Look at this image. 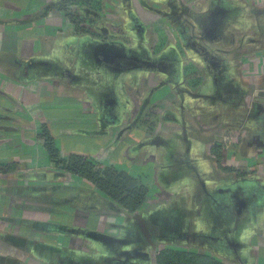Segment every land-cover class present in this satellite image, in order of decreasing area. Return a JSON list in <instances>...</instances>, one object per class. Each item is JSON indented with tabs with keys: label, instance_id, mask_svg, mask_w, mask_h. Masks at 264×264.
<instances>
[{
	"label": "crops",
	"instance_id": "1",
	"mask_svg": "<svg viewBox=\"0 0 264 264\" xmlns=\"http://www.w3.org/2000/svg\"><path fill=\"white\" fill-rule=\"evenodd\" d=\"M2 1L3 3L10 2L9 0ZM237 1L233 0L232 2L236 4ZM241 1L250 9L256 11L260 17H263L260 26H264V0ZM14 3L19 2L15 1ZM6 7L18 13L23 12V7ZM32 11L34 10L32 9ZM220 12L221 10H218L215 13ZM38 20H30L29 24L26 21L28 25L23 27V16L20 14L14 17L12 15L10 20L0 19V89L7 92V96H12L14 99H18L21 104L23 103V109L38 106L41 102L44 106L52 105L51 102L48 103L44 100L45 97H48L46 95L32 96L29 100H25L23 97L24 91L30 95L35 93L31 88L32 86L30 83H23L22 79L17 76L18 74L21 76V69L18 73L19 69L9 68L5 64L7 60L11 59L22 61L23 55H26L25 52H31L32 54L33 47H41L43 43L41 37L44 36L46 30ZM211 24V27L207 29L209 32L207 37L210 38V42L214 43L221 38V35L215 29L218 24L214 19H212ZM263 35L259 36L260 38L250 37L245 45L246 48L240 53H235L231 58H225L221 53H212L211 60H207L212 69L211 73H213V70L226 68L227 73H223L224 77L227 74L228 80L226 84H223L224 82L222 83L219 79L218 82L212 79L211 94L205 93L208 91V85L204 83L205 76L194 79L192 83L190 79L189 84L191 87L198 89L201 87L196 93L193 88L192 92L183 89L182 84L187 86L183 78L174 81L168 78L170 73L168 70L163 72L159 70L160 73L158 74H161V77L158 78V81H156L154 75L150 76V79L154 81L153 83H149L148 80L146 81L143 78L144 73L138 77L136 88H148L146 98L150 96L148 98L152 102L149 103V107H152L155 111L157 110L150 120L158 124L157 132L172 129L173 125L169 124L176 119L179 120L180 128L183 131L181 123H186V101L189 96L194 102L201 99V101L210 99L213 108L219 107L218 104H213V102H218L217 96L223 93L226 89L225 86H229L232 90L233 88L237 89L238 98L247 99L246 106L250 107L251 94L259 87L264 89ZM13 44H15V50H13ZM162 57L166 59L167 55L165 54ZM218 60H221V65L216 69L214 67H216V63L219 64ZM175 62L177 61L174 60L173 65H176ZM197 67L200 70V67ZM132 70L129 68L122 71L123 75H129ZM174 70L176 72L177 67ZM133 72L135 73V70ZM152 72L156 71L152 70ZM44 82V80L36 81L34 87H43ZM179 87L182 88L179 89ZM57 88L52 96V101L57 103L59 108L67 110L61 111L59 117L51 116L52 119L45 118L46 120L40 118L39 122L41 126L44 124L49 125L47 126L51 130L57 145H59L58 149L62 156L66 157L72 154L88 155L91 159H98V161L99 158L107 156L110 162H115L109 165L114 166L119 171H127L132 176L143 180V184L149 189L147 202L151 194L158 197L157 200L154 197L152 204L155 206L154 209H157L162 201L167 203L172 200L173 204L175 200L173 197L177 193L174 194L173 191H169V186L172 187L173 180L176 178H169V181L167 179V184L161 182V173L159 172L161 170H156V166L161 163V159L158 158L155 147L152 151L147 152L146 161L143 162L141 171L148 172L145 180L143 179L144 172L136 176L128 169L117 168V164H119L117 163L118 157L127 156L129 153L132 154V157L135 155L136 150L133 148L129 149V153L125 151V146L131 143L120 138H116L118 140L116 144H113L114 141H109V143L103 136L107 132L94 133V128L99 123H114L117 126L122 123L123 116L120 115L119 109L123 103L120 99L116 98L115 100V107H117L115 119L109 121L104 118L105 116H102L103 118L100 117V120L94 121L96 107L93 103L97 102L85 93L89 90L84 84L58 85ZM133 90L136 89L133 88ZM174 92L177 96H180V104L177 105L176 103V107L173 104H168L171 101L170 98L174 97L172 96ZM150 93L152 95H149ZM135 99L134 97L131 98L132 101ZM142 100L143 98H140L138 103ZM7 102L9 106L6 104ZM257 103L258 106L262 105V103ZM1 104V106L10 107L14 103L5 100ZM202 104L203 102L200 105ZM142 107L143 105L140 109ZM98 108L102 110V105ZM0 112L4 113L5 111L1 110ZM235 112L242 113L234 115ZM139 113L138 111L136 115ZM219 113L222 114V112H217L216 115ZM233 113L234 116L239 115L236 120H233L236 117L231 115L234 122H241L244 115H246L244 110H234ZM134 114V112L130 113L128 124L134 121L136 117ZM221 114L211 116L206 120H200L199 128L196 130L194 137H190L196 142H192L191 145L187 142L183 153L175 152L172 155L169 153L170 157L174 156L173 162L177 169L173 168L177 170L175 175L177 180L184 170L190 169L197 174V181L201 188L200 194L198 195L197 192L193 191L191 198L186 191H184V195L181 194L183 196L181 200L185 204L192 201L197 202V212L179 213L173 218L158 215V218L165 222L163 235L153 232L150 244L152 249L148 251L145 260L141 259L139 261L129 260L133 254L143 256L139 249H134V246L128 247V250L123 249L124 241L121 235L123 234L124 226L122 227V225L124 224L118 218L129 219L131 217L124 216L119 205L91 185H87L84 180L59 170L50 161L39 136L40 132L35 134L22 130L14 132L0 131V264H123V262L158 264L159 255L162 251L167 250L175 253L205 255L210 258V264H264V139L257 145L252 143L250 145L252 147L246 146L243 151L241 147L242 145L245 146L247 137L242 135V131L238 128H230L232 121L229 124L222 121V119L220 120ZM3 120L5 119H0V126L1 124L15 125L11 120L6 122H3ZM17 120H20L21 124H32L34 119L23 114L17 116ZM39 122L37 119L34 121V123ZM248 122L251 123L250 120ZM53 123L54 125L57 123L58 126H63L62 128L69 125L71 131L66 130L55 135ZM225 124L230 126H225ZM99 129L101 130V127ZM227 137H231L229 142L226 141ZM175 138L183 143L181 140L185 139V135ZM70 142H72L71 146L69 145ZM96 142L99 143V149L95 146ZM233 142H239L240 144L233 148L230 146V143ZM160 145H162L161 148H163L164 153L171 147L170 143L167 144V141ZM221 145L225 146L226 150L225 158L222 159L219 165L212 148ZM84 146H88L89 149H86V147L81 149ZM200 154L205 156L203 159L210 158L211 162L216 165V167L213 166L211 178H209V175L205 176L206 171L203 169L202 163L199 164L198 162ZM94 159L92 160L95 161ZM122 164L118 167H121ZM8 167L12 169L7 170ZM224 168H230L233 171L228 172ZM206 177L207 179L204 180ZM76 183L80 184L81 189L75 187ZM76 191H81V194L87 196H85V199L88 200L87 202L91 205V208L86 212H77L76 200L72 196ZM92 197L94 201H92ZM59 198L66 199V203L56 205ZM42 199H46V202H43L47 203L48 209L44 205L41 206L42 208H28L26 205L27 202L33 203ZM97 200L109 206L106 209H99L95 206ZM108 207H111L112 210L114 207L115 211L112 212L111 210L112 213L107 212ZM82 213L85 214V221L77 223V216ZM128 226L129 224L126 227ZM97 250L103 252L106 257L104 261L101 262L100 259L93 256V253Z\"/></svg>",
	"mask_w": 264,
	"mask_h": 264
},
{
	"label": "rangeland",
	"instance_id": "2",
	"mask_svg": "<svg viewBox=\"0 0 264 264\" xmlns=\"http://www.w3.org/2000/svg\"><path fill=\"white\" fill-rule=\"evenodd\" d=\"M9 1L12 3L7 1L6 4L1 0L0 7L3 10H0V19L10 20L12 15L14 17L20 14L23 16V27L27 26L30 20L34 21L35 19H39L40 25H44L46 31H44V36L41 37L43 41L41 47H33L32 54L30 50V53L24 51L26 55H23L22 61L11 59L7 60L5 64L9 68L19 69L18 73L21 69L22 77L18 73L17 76L22 79L23 83L27 82L32 86L31 88H33L35 93L30 95L24 91L23 97L25 100H29L32 96L38 97L46 95L48 97H45L44 100L48 101V103L51 102L52 105L44 106L41 102L38 106L23 109V103L21 104L18 99L16 100L12 96H7V92L0 89V111H5L4 113L0 112V119H5L3 122L11 120L15 124H1L0 131L14 132L22 130L27 133H41L42 126L39 122L41 120L40 118L52 119L51 116L59 117L61 111L67 110L65 108H59L57 103L52 101V96L58 89V85L64 86L72 83L84 84L89 90L85 93L91 96L93 101L97 102L93 103L96 107L94 121L100 120L102 116H105L104 118L109 121L115 119V116H117L115 100L116 98L118 100L120 99L121 103H123L119 109L120 115L123 116V119H121L123 120L122 123H119L118 126L114 123H99L94 128V133L101 131L107 132L103 134L107 142L114 141L113 144H116L118 143L116 138H120L125 142L131 143L125 146L126 153H129L128 151L131 148L136 150L133 157L130 153L128 154L129 156L124 155L118 157V162H116L119 164L117 165H121L122 162L123 164L121 167L117 166V168L128 169V171L138 176L144 172L141 170L143 169V162L145 163L146 161L145 156L147 152L152 151L153 147H155L158 158L161 159V163L156 166V170H161L159 171L161 173V182L167 184V179L169 181V178H176L173 180L172 187L169 186V191H173L174 194L177 193L173 197L175 198L173 204L172 200L167 203L162 201L158 208L154 209L155 206L152 204L155 196L151 194L143 210L135 214H128L122 209L123 215L131 218H118L124 224L122 227H125H123V234L121 235L124 241L123 249L128 250V247L131 248L134 246V249H139L140 253L143 254V256L133 254L131 258L129 257V260H145L148 256V251L152 249L150 248V244L153 232L156 234L159 233L161 236L164 232L165 222L161 218H158V215L173 218L179 213L197 212V202L194 203L192 201L185 204L181 200V197H183L181 194L184 195V191L188 192L190 198L193 191L197 192L198 195L200 194L201 188L197 181V174L190 169L184 170V175L182 174L177 180V177H175L177 174L175 168L177 169V167H175V163L173 162L174 156L170 157V154L172 155L175 152L183 153L187 142L190 145L192 142H196L190 137H194L196 130L199 128L198 124L200 120H206V118H211V116H219L221 113L216 115L217 112H222L220 120L222 119L225 123L230 124L233 118L231 115L234 114V110L245 111L246 115H244V119L241 122L232 121L230 127L238 128V130L242 131V135L247 137L245 146L242 145L241 147L243 151L246 146L252 147L250 146L252 143L257 145L263 141L264 89L259 87L254 91L255 93L253 92L251 94L250 107L246 106L247 99H239L237 89L233 88L232 90L229 86H225L226 89L223 93L217 96L218 102H213V104L219 105V107L214 106L217 108L211 106L210 99L204 101H201V99L198 102H194L189 96L186 101V123H181L183 131L180 128L179 120L176 119L177 121L174 120L169 124L171 126L173 125L172 129H167V131L163 132L161 130L158 133L156 129L158 128V124L150 121L157 110L155 111L152 107H149V103L152 102L148 98L150 96L146 98L148 88H136L139 80L138 77L144 73L143 78L146 81L148 80L149 83H153L154 81L150 79V76L154 75V78L156 77L155 79L158 81V78L161 77V74H158L160 73L159 70L161 72L168 70L170 72L169 77L167 76L168 78L172 81L183 78L184 83L187 84V86H183L182 84L183 89L192 92L193 88L196 93L201 87L200 89L191 87L189 84L190 79L192 83L194 79L196 80V78H203L205 76L204 83L208 85V91L205 93L211 94V86H213L212 79H215L216 82L219 79L222 83L224 82L223 84H226L228 77L227 74L224 77L223 73H227L226 68L213 70V73H211L212 69L207 60H211L212 53H221L225 58H231L233 57L232 55L240 53L246 48L245 45L250 37H261L264 34V26H260L263 17H260L256 11L244 5V2H240V0L236 4L232 2L233 0ZM15 1L19 3L15 4ZM5 5L9 7H23V12L18 13L13 9L7 8ZM60 5L65 9H59ZM67 10L68 12H65ZM218 10H221L224 14L216 21L217 18H212V15ZM31 11L32 14L30 13ZM69 14L73 18H70ZM212 19L217 22L218 25L215 29L221 35V38L214 43L209 41L210 38L207 37L209 34L206 33L208 31L207 29L212 25L210 21ZM98 43H103L100 45L108 44L100 48ZM257 44L259 45V43ZM14 47L15 44H13V50H15ZM165 54L168 58L166 62L160 61ZM118 59L128 62L125 68H131L135 70V73L133 72V74L132 70L129 75H123V72L120 74L118 71L120 66L116 69L114 68ZM174 60L177 61L175 62L176 65H173ZM158 64H160L159 67L157 66ZM220 65L221 60L219 64L216 63V67L214 68L217 69ZM196 66H199L200 70ZM176 67L177 73L174 70ZM148 70L151 72H146ZM152 70L156 72H152ZM209 73L211 74L209 75ZM41 80L45 81V85L43 87H34L35 82ZM182 87H179V89ZM133 88L136 90H133ZM185 94L187 95V92ZM149 95H152V93ZM172 96L174 97L170 98L171 101L168 104H173L176 107V103L177 105L180 104V96H177L175 92L174 94L172 93ZM132 97L136 99L132 101ZM140 98H143V100L138 103ZM4 99L6 101H12L14 104L8 107L7 102L6 104L8 106H1V103L5 102ZM202 102L203 104L200 105ZM257 102L262 103V105L258 106ZM100 105H102V110L98 108ZM142 105L143 107L140 109ZM138 111L140 113L136 115ZM36 112H38V116ZM133 112L136 117L132 123L128 124L129 115ZM238 113L240 115L242 112H235L234 115ZM23 114L34 119L32 124H21L20 120H17V116ZM239 115L234 116L236 118H233V120L238 119ZM35 119L39 123H34ZM248 120L251 123H247ZM227 125L225 124V126ZM52 126H55L53 128L55 135H58V132L60 134V132H65L66 130L71 131L69 125H64L65 127L62 128L63 126H58L57 123L54 125L53 123ZM100 127L101 130L99 129ZM182 135H185V139H182L181 141L183 143H180L175 137ZM166 141L167 144L170 143L171 147L164 153L163 148H161L162 145L160 144ZM71 144L72 142L69 145L71 146ZM95 144L96 148L99 149V143L96 142ZM57 147L59 148V145ZM85 147L89 149L88 146H84L81 149H85ZM91 151L94 152L93 150ZM86 156L90 158V156ZM199 157L198 162L199 164L202 163L203 169L206 171V173L204 172L205 176L209 175V178H211L213 166L216 167V165L211 162L210 158L203 159L205 157L203 154H200ZM94 160L103 165H112L115 163L110 162L107 156L99 158V161L98 159ZM143 175V179L146 180L145 177L148 175V172H144ZM206 179L207 177L204 180ZM141 182L143 183V180ZM75 185L76 188L81 189L80 184L76 183ZM72 196L76 200L77 212H86V210L91 208V205L87 202L88 200L85 199L86 195L81 194V191H76ZM165 198L167 199V197ZM91 199L94 201L93 197ZM157 199L158 197H155V200ZM45 200L42 199L41 201L39 200L33 203L27 202L26 205L28 208H39L44 205L48 209ZM59 200L56 205L66 203V199L59 198ZM95 206L99 209H106L109 205L97 200ZM111 210V207L107 208V212L110 213L115 211V208L113 207L112 212ZM84 215L82 213L77 216V223L85 221ZM127 224H129L128 227H126ZM93 256L96 259H100L101 262L106 258L103 252H99V250L95 251ZM144 256L145 258L143 259Z\"/></svg>",
	"mask_w": 264,
	"mask_h": 264
},
{
	"label": "trees",
	"instance_id": "3",
	"mask_svg": "<svg viewBox=\"0 0 264 264\" xmlns=\"http://www.w3.org/2000/svg\"><path fill=\"white\" fill-rule=\"evenodd\" d=\"M60 8L65 9L62 5L59 6ZM65 12H68V10ZM69 17L73 18L70 14ZM121 64L124 65L125 62L122 59H118L114 68L122 66ZM39 136L50 161L59 170L84 180L87 185H91L101 194L113 200L128 214H135L143 210L148 199L149 189L140 179L132 176L127 171H119L114 166L100 164L84 155L62 156L56 145V140L46 124L42 126ZM239 144V142H233L230 143V146L236 148ZM212 149L216 154L217 163L220 165L222 159L225 158L226 147L221 145ZM11 169V167L7 168V170ZM224 169L228 172L233 171L230 168ZM209 262L210 258L205 255L175 253L170 250L162 251L158 257V264H210Z\"/></svg>",
	"mask_w": 264,
	"mask_h": 264
},
{
	"label": "flooded vegetation",
	"instance_id": "4",
	"mask_svg": "<svg viewBox=\"0 0 264 264\" xmlns=\"http://www.w3.org/2000/svg\"><path fill=\"white\" fill-rule=\"evenodd\" d=\"M224 13H214L212 16L214 17V18H217L216 19V21L218 20V18H220L221 17V15H223ZM210 21H212V20H210ZM215 25H217V24H215ZM206 33H208L209 34V32L207 31ZM167 59V58H166ZM166 59L164 58V57H162L161 59H160V61L162 60L163 62H165L166 61ZM208 59V58H207ZM124 62H125V64L124 65H122V66H120L118 69V71H119V73L121 74L122 73V71H124V70H126V68L124 67L125 65H127V63L128 62H126L125 60H123ZM129 64H130V62H129ZM131 65V64H130ZM158 67L160 66V64H158L157 65ZM117 71V70H116Z\"/></svg>",
	"mask_w": 264,
	"mask_h": 264
},
{
	"label": "water",
	"instance_id": "5",
	"mask_svg": "<svg viewBox=\"0 0 264 264\" xmlns=\"http://www.w3.org/2000/svg\"><path fill=\"white\" fill-rule=\"evenodd\" d=\"M99 44V47L101 48V47H104L105 45H107L108 43H106V44H104V45H100V44H103V43H98ZM123 264H130V263H128V262H123Z\"/></svg>",
	"mask_w": 264,
	"mask_h": 264
},
{
	"label": "built area",
	"instance_id": "6",
	"mask_svg": "<svg viewBox=\"0 0 264 264\" xmlns=\"http://www.w3.org/2000/svg\"><path fill=\"white\" fill-rule=\"evenodd\" d=\"M254 93H255V92H254ZM230 140H231V137H227V140H226V141H228V142H229Z\"/></svg>",
	"mask_w": 264,
	"mask_h": 264
}]
</instances>
